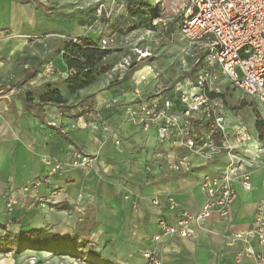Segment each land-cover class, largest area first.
<instances>
[{"label": "crops", "instance_id": "crops-1", "mask_svg": "<svg viewBox=\"0 0 264 264\" xmlns=\"http://www.w3.org/2000/svg\"><path fill=\"white\" fill-rule=\"evenodd\" d=\"M87 12L76 16L87 19ZM86 19H56L43 15L30 0H0V31L6 32L0 33L1 234L39 230L61 239L58 250L23 248L38 251L41 264H147L145 250L155 251L161 264H253L237 258L242 241H227L233 232L251 227L262 195L264 164L256 151L240 147L212 157L190 154L191 167L175 173L170 168L175 153L157 141L154 127L144 130L129 119L123 106L132 97L134 75L115 81L99 77L71 93L63 81L68 69L62 48L36 55L30 36L66 33L96 41L98 32L85 30ZM33 58L43 61L33 68ZM49 64L54 71H47ZM48 87L59 90L62 103L41 101ZM221 111L226 118L227 110ZM100 121L108 131L98 126ZM78 155L91 162L75 164ZM45 157L60 162L62 169L24 190L45 175ZM231 160H241L252 189L236 185L229 215L213 213L203 229L192 224L189 237L155 240L160 231L156 218L174 223L180 210L197 212L205 199L201 177H218ZM9 195L17 201L10 211L5 207ZM171 200L179 205L174 210ZM251 243L264 253V244Z\"/></svg>", "mask_w": 264, "mask_h": 264}, {"label": "built area", "instance_id": "built-area-1", "mask_svg": "<svg viewBox=\"0 0 264 264\" xmlns=\"http://www.w3.org/2000/svg\"><path fill=\"white\" fill-rule=\"evenodd\" d=\"M178 2L180 15L176 32L183 43V57L195 60L196 65L200 66L197 78L177 82L167 88L157 86L156 89L146 90L147 74L151 72L148 70L150 67L146 66L147 69H140L135 74L132 97L123 104L129 119L136 121L144 130L154 127L157 141L168 145L175 153L170 162V168L175 173L184 172L191 167L190 154L205 157L232 154L249 137L241 124L227 123L221 111V100L207 94L208 78L214 71L227 77L244 94L264 104V0ZM92 15L93 22L89 28L99 32V19L102 16L110 18V12L100 3L93 9ZM114 42V38L100 37L98 45L109 49ZM139 54L140 57L145 56V53ZM129 66L128 58H123L112 72L122 76ZM236 66L243 73V78H239L235 72ZM47 71L51 72L52 69L49 67ZM97 124L104 131L109 130L105 122ZM114 142L119 143L117 137H114ZM155 155L162 157L159 152ZM76 158L75 164L88 165L91 162L86 156L78 155ZM42 161L47 165L45 175L27 183L24 190L37 187L43 179L63 167L60 162L49 157ZM199 185L205 195L200 209L195 213L180 210L174 223L158 216L156 223L160 231L154 235L155 240L162 235L191 236L194 233L192 224L203 229L213 213L222 217L229 215L237 197L236 185L244 191L252 189L250 175L242 168L241 160H231L218 177L203 175ZM157 202V199L153 200L154 204ZM16 205L15 197L9 195L5 202L6 210L10 211ZM178 206L176 201H170V209L174 210ZM252 239L258 245L264 244V177L262 195L251 227L233 232L227 241L229 245L235 240L244 243L237 254L239 261L249 259L253 264H264V253L255 249ZM142 256L147 264H161L155 251L145 250Z\"/></svg>", "mask_w": 264, "mask_h": 264}, {"label": "rangeland", "instance_id": "rangeland-1", "mask_svg": "<svg viewBox=\"0 0 264 264\" xmlns=\"http://www.w3.org/2000/svg\"><path fill=\"white\" fill-rule=\"evenodd\" d=\"M149 1L130 0L129 3L126 0H30L43 15L56 19L77 18L79 22H82L86 17L76 15L88 11L89 18L84 21L86 31H94L93 28H89L93 22V9L100 3L104 5L110 12V18L102 16L99 19L96 42L99 43L100 37L114 38L115 42L110 44V52L102 62L98 63L97 70L104 69L99 75L100 78H107L110 81L121 78L119 73L112 71L120 60L128 58L130 66L124 73L126 75L135 76L140 69L150 67L148 70L150 69L151 72L147 74L145 88L152 89L157 86L167 88L177 82L195 80L200 66L196 65L195 60L183 57V43L176 32L180 15L178 0H153V4L156 5L157 2V10L154 13H145L144 4H148ZM0 33L5 35L6 32L1 30ZM30 38L32 50L36 52V55L41 53L52 55L59 47L63 48L64 41L76 38L75 42H77L80 37L66 35V33L55 35L37 32ZM139 53H145V56L140 57ZM42 61L33 58V68ZM49 67L54 71L53 65L49 64L46 69ZM235 72L239 78H243L239 67H235ZM206 92L209 96L218 97L221 100L222 108L233 116L232 118L225 112L228 121L235 119L236 123L241 124V128L248 133V138H255L257 142L255 156L260 159L259 163L262 161L261 163L264 164V141H262L264 104L244 94L227 77L217 71L208 78ZM1 233L0 231V235ZM41 259L43 257L39 256L36 250L35 252H25L24 249L0 251V264H41ZM60 262L66 264L64 260ZM44 264L47 263L44 262Z\"/></svg>", "mask_w": 264, "mask_h": 264}, {"label": "trees", "instance_id": "trees-1", "mask_svg": "<svg viewBox=\"0 0 264 264\" xmlns=\"http://www.w3.org/2000/svg\"><path fill=\"white\" fill-rule=\"evenodd\" d=\"M25 2L27 0H20ZM129 1L130 0H126ZM145 13H154L157 10L153 0L144 4ZM110 52L109 49L100 48L96 41L80 37L75 42L71 39L63 42L62 56L66 62L68 73L63 81L68 90L73 93L99 78L104 69L97 70L98 63ZM41 101L62 103V96L58 89L48 87L40 97ZM64 242L49 234H42L39 230L19 233H5L0 235V251L31 248L38 250H58Z\"/></svg>", "mask_w": 264, "mask_h": 264}, {"label": "bare ground", "instance_id": "bare-ground-1", "mask_svg": "<svg viewBox=\"0 0 264 264\" xmlns=\"http://www.w3.org/2000/svg\"><path fill=\"white\" fill-rule=\"evenodd\" d=\"M226 113H228V115L230 117L233 118V116L228 112V111H225ZM226 119H227V116H226ZM228 121V120H227ZM233 121V120H231ZM231 121H229L231 123ZM236 123V122H235ZM239 124V123H238ZM242 148L248 153V152H255L256 151V140L252 139V138H248L245 140V142L243 143L242 145Z\"/></svg>", "mask_w": 264, "mask_h": 264}]
</instances>
